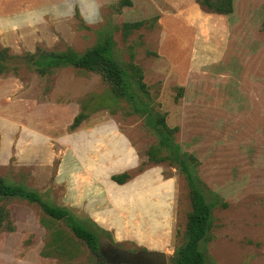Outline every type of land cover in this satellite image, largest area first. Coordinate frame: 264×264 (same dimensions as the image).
Instances as JSON below:
<instances>
[{"label":"rangeland","instance_id":"obj_1","mask_svg":"<svg viewBox=\"0 0 264 264\" xmlns=\"http://www.w3.org/2000/svg\"><path fill=\"white\" fill-rule=\"evenodd\" d=\"M97 2L101 22L85 23ZM263 20L264 0H234L229 15L196 0H0V47L83 52L108 24L120 58L142 69L153 106L178 127L175 141L199 159L206 188L227 202L201 244L207 262L264 264ZM107 88L98 74L70 66L0 75V176L107 230L103 250L155 249L170 259L188 191L175 167L146 162L155 138L142 117L120 102L70 129L83 102ZM123 172L130 177L117 185L111 177ZM3 203L12 227L0 229V264H92L79 240H54L37 205ZM48 222L75 238L66 222Z\"/></svg>","mask_w":264,"mask_h":264},{"label":"trees","instance_id":"obj_2","mask_svg":"<svg viewBox=\"0 0 264 264\" xmlns=\"http://www.w3.org/2000/svg\"><path fill=\"white\" fill-rule=\"evenodd\" d=\"M196 1L207 11L220 15H229L234 10V0ZM262 25L264 29V20ZM67 66L98 74L108 87L106 95L97 98L90 96L89 101L83 102L80 111L73 117L70 129H76L88 117L90 110L111 108L120 102L126 104L129 113L142 117L144 126L155 138V142L144 152L146 162L168 163L175 167L182 175L188 191L190 208L186 215L181 240L175 247L169 264H209L201 244L213 238L211 230L214 225V209L226 207L227 202L217 192L206 188L198 174L199 159L193 153L183 151L175 141L178 127L169 126L166 122V113L153 106L142 69L120 58L108 24L97 30V40L83 52L66 46L62 50L37 47L34 52L25 50L21 54H13L7 47H0V75L8 73L17 75L24 67L40 76H46L57 68ZM129 177L128 172H123L111 178L116 183L122 184ZM10 199H19L37 205L48 218H41V223L50 229L56 242L77 239L88 248L93 259L92 264H105L100 259V233H109L97 223L92 220L77 219L67 208L46 201L36 189L29 188L23 183L9 182L0 176V201ZM48 221L53 224L59 221L66 222L75 238L68 236L61 228L52 229ZM11 227L10 210L4 203L0 204V229L9 230Z\"/></svg>","mask_w":264,"mask_h":264},{"label":"water","instance_id":"obj_3","mask_svg":"<svg viewBox=\"0 0 264 264\" xmlns=\"http://www.w3.org/2000/svg\"><path fill=\"white\" fill-rule=\"evenodd\" d=\"M113 182L116 183L115 181ZM124 183L116 184L123 185ZM114 249L115 254L111 261L113 264H169V259L164 251L155 249H138L131 252L120 247H114Z\"/></svg>","mask_w":264,"mask_h":264},{"label":"clouds","instance_id":"obj_4","mask_svg":"<svg viewBox=\"0 0 264 264\" xmlns=\"http://www.w3.org/2000/svg\"><path fill=\"white\" fill-rule=\"evenodd\" d=\"M101 9H102V5L99 2H97L95 13L92 16L86 17L85 23L96 24L101 22L102 20Z\"/></svg>","mask_w":264,"mask_h":264},{"label":"flooded vegetation","instance_id":"obj_5","mask_svg":"<svg viewBox=\"0 0 264 264\" xmlns=\"http://www.w3.org/2000/svg\"><path fill=\"white\" fill-rule=\"evenodd\" d=\"M100 253L106 258L105 264H113L112 258L115 254V249L113 245H108L105 250L102 249V247L100 246Z\"/></svg>","mask_w":264,"mask_h":264}]
</instances>
